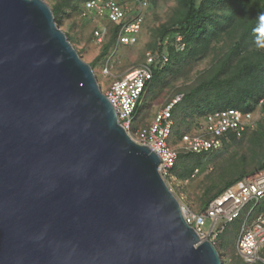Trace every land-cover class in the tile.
Returning a JSON list of instances; mask_svg holds the SVG:
<instances>
[{
  "label": "water",
  "instance_id": "1",
  "mask_svg": "<svg viewBox=\"0 0 264 264\" xmlns=\"http://www.w3.org/2000/svg\"><path fill=\"white\" fill-rule=\"evenodd\" d=\"M45 0H0V264H221Z\"/></svg>",
  "mask_w": 264,
  "mask_h": 264
},
{
  "label": "rangeland",
  "instance_id": "2",
  "mask_svg": "<svg viewBox=\"0 0 264 264\" xmlns=\"http://www.w3.org/2000/svg\"><path fill=\"white\" fill-rule=\"evenodd\" d=\"M45 2L51 7L61 0H45ZM71 3L81 6L82 1H66L62 6L63 13L59 28L68 34L70 42L84 61L92 63L96 60L93 71L102 91L114 78L142 64L146 52L152 50L158 39L159 29L174 26L173 23L181 13L178 0H149L137 42L132 45H121L113 41L107 54L100 56L104 44L108 42L107 32L110 31L111 25L89 14L84 15L80 7L73 8ZM241 27L239 21L232 22L223 32L199 46L198 52L192 58H188L174 71H165L156 84L146 92L143 106L133 121V127L150 123L154 114L176 94L190 91L201 81H207L215 74L221 78L232 74L243 51L232 56L230 62L225 63L224 68L221 69V66L233 43L238 39ZM95 30H102L104 33L95 35ZM260 46H264V41ZM262 51L264 52V47ZM207 96V91H201L196 95L198 99ZM199 117L194 115L193 122L195 123ZM170 144L177 146L180 143L173 135ZM263 160L264 117L260 120L259 130L250 131L239 139L228 141L221 148L204 157L202 161L191 158L188 162L190 163L188 167L192 168L190 175L183 174V166L186 165L185 161H181L177 173L171 170L167 179L170 188L181 203L191 209L200 210L204 208L202 203L205 199L226 180L236 176L242 167L252 170ZM260 207L264 208V202ZM211 222L210 218H206L202 226L205 233L208 232ZM220 225L219 222L216 229ZM224 227L225 229L214 240V245L224 260L223 264H247L240 258L235 248L238 221L225 223ZM250 264H264V261Z\"/></svg>",
  "mask_w": 264,
  "mask_h": 264
},
{
  "label": "built area",
  "instance_id": "3",
  "mask_svg": "<svg viewBox=\"0 0 264 264\" xmlns=\"http://www.w3.org/2000/svg\"><path fill=\"white\" fill-rule=\"evenodd\" d=\"M148 1L85 0L82 5L83 14L118 25L116 43L132 45L137 42ZM94 33L103 35L104 31L95 30ZM173 37L179 41V49H183L181 37ZM168 60L169 52L166 46L156 51L148 50L142 64L114 78L103 93L115 108L118 121L128 135L157 153L160 159L157 170L170 187L167 177L171 174L180 150L192 153L206 152L221 147L222 139L227 138L229 133L239 138L259 120L264 96L252 110L230 107L205 114L190 131L181 134L178 140L180 144L173 146L169 141L173 126L172 110L180 101L181 93L163 105L150 123L133 127V121L143 106L153 68L164 66ZM263 195L264 167H261L230 184L203 209L194 210L181 202L180 205L186 223L194 228L201 240L209 239L213 244L218 233L223 231L225 223L240 219L235 248L240 258L250 264L264 261V212L255 213V207ZM206 218L212 220L207 233L202 230ZM219 222L221 225L216 229Z\"/></svg>",
  "mask_w": 264,
  "mask_h": 264
},
{
  "label": "trees",
  "instance_id": "4",
  "mask_svg": "<svg viewBox=\"0 0 264 264\" xmlns=\"http://www.w3.org/2000/svg\"><path fill=\"white\" fill-rule=\"evenodd\" d=\"M66 1L69 0H61V2L51 6L54 20L58 26L61 22V13H63L62 6L66 4ZM79 1H82L81 6L73 3L71 5L77 9L80 7L83 12L82 5L85 0ZM178 7L181 13L173 23L174 26L161 27L158 31V39L152 47V51H156L166 46L169 52V60L164 66L153 68V76L147 85V92L165 71H174L188 58H192L198 52L199 46L223 32L228 25L236 20L242 26L241 33L233 43L230 52L223 59L221 69L225 67L226 62H230L232 56L242 51L244 53L239 57L240 59L232 74L222 78L215 74L211 79L201 81L190 91L181 93L180 101L174 105L172 110L173 126L170 142L173 135L179 140L181 134L190 131L194 124L209 112L230 107L252 110L256 107L258 100L264 96V52L262 51L264 46H260L261 42L264 41V0H178ZM107 23L111 25L110 31L107 32L109 39L104 44L100 56L106 55L113 41L116 42L119 28L114 23ZM65 34L70 41L68 34L66 32ZM173 35L181 37L180 42L184 43L183 49H179V41H176ZM95 63L96 60L89 64L93 68ZM201 91H207L208 96L198 99L196 95ZM260 112L261 120L264 117V106L260 108ZM194 115L200 116L195 123L193 122ZM260 120L252 129L244 131L239 138L250 131L259 130ZM239 138L233 133H229L227 138L222 139L221 147L228 141ZM215 150L217 149L201 153L180 150L171 170L177 173L180 162L185 161L186 167L183 166V174L190 175L192 168L188 167L190 164L188 162L191 158L202 161L204 157ZM261 167H264V160L252 170ZM252 170H246L242 167L236 176L226 180L216 191L211 193L202 203V206L205 207L213 197ZM263 202L264 195L257 203L255 213L264 212V208L260 207ZM257 208L258 210H256ZM234 221H238V225L241 222L240 219ZM220 233H218L217 238ZM217 251L221 257V264H223L222 255L218 249Z\"/></svg>",
  "mask_w": 264,
  "mask_h": 264
},
{
  "label": "clouds",
  "instance_id": "5",
  "mask_svg": "<svg viewBox=\"0 0 264 264\" xmlns=\"http://www.w3.org/2000/svg\"><path fill=\"white\" fill-rule=\"evenodd\" d=\"M103 92V91H102Z\"/></svg>",
  "mask_w": 264,
  "mask_h": 264
}]
</instances>
